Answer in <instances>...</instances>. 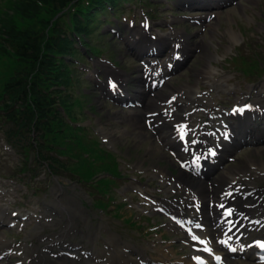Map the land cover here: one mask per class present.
<instances>
[{
  "label": "rangeland",
  "instance_id": "1",
  "mask_svg": "<svg viewBox=\"0 0 264 264\" xmlns=\"http://www.w3.org/2000/svg\"><path fill=\"white\" fill-rule=\"evenodd\" d=\"M2 1L4 0H0V2ZM155 1V6L149 10L151 15H154L155 19L159 20L160 27L163 30L167 29L170 31L164 26L167 27L168 21L172 19L175 21V24L170 25V27L176 26V28L180 29V32L185 31V34L192 37L190 41H193L194 44L198 46L197 49L195 48V53L189 55V60L185 67L177 74L178 77L173 83L174 88L183 87L186 83L194 87L198 84L199 90L207 92V94H205L206 97L208 95L213 96V98H215L213 100H217L218 103L225 108L234 106V104L242 98L243 94H246V99H251L250 96H252V101L256 100L258 95L259 98L261 94H264V90L259 94L255 91L257 88L261 89L264 86V71H262V68H264V0H245L241 5H227L220 11L221 14H219L218 17H213L208 21L206 20V22L203 20L193 21L191 18L195 19V17H189L191 14H203L201 12L183 13L175 10L172 6L174 0H166L165 2L163 0ZM166 5H169L171 8H167ZM130 7L133 8L132 5ZM128 8L129 6L126 5V9ZM181 14L187 17L177 18ZM171 16H175L176 18H172ZM141 20L142 18L134 20L136 26L140 27L139 23ZM156 20H154L155 23L157 22ZM117 23V25L121 27V30L125 23L123 16L119 17ZM190 43L191 45L193 44L192 42ZM97 45L102 50L99 59L89 58L83 61V66L78 67L80 73L77 74V76L80 77V84L75 86L73 90L71 89L70 92L75 101H77V99L82 101L79 105V111L77 109V112H80L78 121L79 126L89 128L87 136L92 140L95 138L99 142V149L108 152L111 151L112 153L116 152L118 154L120 169L123 170L124 175L128 177L119 182L118 189L117 186L114 185L113 189L115 192H119L121 195H113V201L115 203L110 205L109 211H114L115 205L123 203L127 198L134 195L133 189L137 188L138 185H133L131 184L132 182L138 183V181H140L141 183L138 184L142 186L150 184L151 187L154 188V191H156L154 192L155 198L160 201V196L164 199L165 195L160 193V191L157 192V189H160L158 181L151 180V176H149L146 171L148 170L153 173L152 167L162 166L167 167L176 174L175 169H173L168 160L162 156L163 154L160 153V149L158 150L152 145L149 139L138 140L134 134V136H132L131 133H127V126L120 124L117 120L105 118L107 116L104 115L107 111L109 113H114L118 109H113L108 100L99 99L96 94V92H98L97 86L91 78V74L97 71L95 68H98L99 65L109 64L107 60L117 62L121 68L128 65L129 63L127 61H129L131 65L124 71L132 77L136 76V74L133 73L135 68L132 67V65H135V62L132 58L128 59L123 54L126 47L125 45H121L118 40L109 37L105 39L99 38ZM190 49L194 48L190 47ZM207 56L213 58L211 61L213 69L223 75L226 80L225 85L233 88L235 91L234 94L227 95L212 92L207 85L195 83V78L200 75V69L205 65H209ZM82 93L83 95H81ZM106 122H109L111 126H105L104 123ZM102 127L105 128L103 129ZM107 131L117 132L119 136L115 135L116 137H111L110 142ZM145 155L146 157H144ZM91 158L92 157H89V159ZM66 159L68 158H62L61 160L65 161ZM237 159L238 162L254 161V163L261 165L262 170H264V152L244 153L243 155H239ZM18 160L19 157L13 151L7 150L3 146L2 137L0 136V208L16 212L19 214V217L22 215L28 216V220L24 224H27L29 221L30 223L27 224L24 229L25 232H32L36 225L39 224L38 222L41 221L40 218L44 216L42 211H32L27 206L30 197L26 199L25 196H28L30 193L35 192L37 196L42 197L43 200L53 199L57 205L68 207L71 212L81 211L79 201L87 203L84 204L86 207L92 205L90 200L94 198L93 195L96 193L93 192L94 189L90 187V185L85 186V188L89 190L88 192L87 190L85 191L82 185L68 180L65 176H52L49 178L47 174H44V166H39L30 172L32 174L36 172L41 173L38 179L32 180L29 174H27L25 181L28 183L31 181L30 183H32V188H29L27 184L21 183L13 177L14 171L11 169L19 164ZM34 166L35 165H33V167ZM24 176L25 174L21 175V177ZM62 185L67 186L64 187L65 191L63 192V197L59 199L60 203L55 200V194L59 193L58 190L61 189L60 187ZM33 187H35V190ZM131 204H133V207L139 205L135 199H132L131 203L127 202L125 207L122 206V210L127 218L132 217L133 221L137 222L136 225H147V220L149 218H151L152 221L156 220V225L160 221L159 218L141 215L137 212L136 208L135 210L129 209ZM32 206H34L33 203ZM62 215L66 217L65 214ZM105 217L109 218L106 214ZM34 218L37 220H34ZM60 229L61 225L51 227L50 233L59 232ZM2 231L3 236L10 240L14 237L18 240H23V235H29L21 234L20 237H17L18 233H16L15 229H3ZM150 237L151 236L148 238ZM155 240L158 241L157 238H153L151 243ZM88 246L91 247L92 244L89 243ZM177 247L180 248L179 245H177Z\"/></svg>",
  "mask_w": 264,
  "mask_h": 264
},
{
  "label": "trees",
  "instance_id": "2",
  "mask_svg": "<svg viewBox=\"0 0 264 264\" xmlns=\"http://www.w3.org/2000/svg\"><path fill=\"white\" fill-rule=\"evenodd\" d=\"M70 1L7 0L0 8V100H9L4 101L0 109H3L5 119L13 122L14 128L17 126L18 130L27 128L37 118L35 126L40 128L39 120L42 119L43 134L49 136L55 132L54 125L59 121L57 116L51 114L52 120L45 119L52 111L54 100L51 95L57 92L50 91L48 94L47 91L52 85L55 89L60 85L67 86L68 76L54 67V61L49 56L57 51L64 53L67 40L62 39L54 28L50 34H46L45 22L39 20L38 14L44 6L58 11ZM35 19L40 22L35 23ZM23 23L28 25L22 27ZM37 86L39 93L35 94L33 89ZM27 99L31 102L25 110L19 106L13 108L15 101ZM14 134L18 136L12 128L5 130L8 139Z\"/></svg>",
  "mask_w": 264,
  "mask_h": 264
},
{
  "label": "bare ground",
  "instance_id": "3",
  "mask_svg": "<svg viewBox=\"0 0 264 264\" xmlns=\"http://www.w3.org/2000/svg\"><path fill=\"white\" fill-rule=\"evenodd\" d=\"M208 11H211V10H208ZM211 13L212 12H210V13L207 12L206 17L212 16ZM140 31H141V33H139ZM142 31L143 30L141 29V30H136L135 33L131 32L130 35H132V36L135 35V37L134 36L132 37L131 42H135L136 36L138 34L144 33V31H143V33H142ZM177 36L179 39H177L176 37H172V36L164 37L165 40H171V42L167 41L166 45L164 43L162 44L164 48L161 49V53H162L161 56L162 57L165 56L166 58L160 59L158 61V62H160V64H162L165 67L170 66L168 64L170 61L167 62V54L169 52L172 53L176 49L178 50L180 48L178 43H180L182 45L181 42H183V40L180 39V34H178ZM193 45H195L196 49L198 48V46L196 44L193 43ZM180 51L182 52V55H183L182 58H184L190 52V50H188V49H185V50L180 49ZM170 56H169V58H170ZM185 59H186V57H185ZM207 59H208L209 63H211V61L213 60V58L210 56L209 57L207 56ZM171 68H173V67H171ZM100 69L104 70V67L101 65ZM200 70L201 71H200L199 76L201 79H199V80L203 81L204 84H207L208 87L210 88V91L216 92V93L234 94V91L232 89H229L226 85H224V82L226 80L224 79L223 75L216 73L214 69L210 68V65L209 66L205 65ZM111 75H112V72L108 71L106 78L111 77ZM124 76L126 77L124 83H126L129 79V77H128V74H124ZM214 76L216 79L214 78ZM116 78L118 79L117 81H119L120 85H122L123 82L121 80V77L119 75H117ZM141 79H142V76H141ZM136 81L138 84H137L136 90H134L133 92L135 94H142L143 95V93L145 92V89H143L144 86H142L141 81H138L137 79H136ZM195 82H197V81H195ZM124 83L122 86V90L126 93L127 88H126ZM144 83H145V81L143 80V84ZM191 87L192 86H190L189 89L184 88V90L181 92V94H180L181 97H179L178 101H177V106L180 109L177 112H174L171 117L170 116L164 117L160 114V122H162V124L160 125V128H163L166 131H163V129H160V131L158 132L155 129V132L158 133V136H157L158 141L160 142V153L163 154L162 156L165 157L169 163H172V159L167 156V153L164 150L165 149L173 150V148L176 146L175 143L171 144L173 142L172 137H173L175 132L178 133L177 135H180L182 132H184L186 130L196 131L198 134H203L205 132L206 134H209L210 136H212L213 138L215 137V139H216L215 130H211L209 132L206 128L202 127L200 124L196 123L193 120L195 115L192 116V110H195L197 107H199L204 111L205 114H208L209 119L213 123H215L217 119H220L221 122H219L218 125H222V126L226 125L223 123V120H222L223 117H226V114L224 111L221 112L220 108L216 109L215 113H209V108H210L209 106H212V104L214 103L212 96H209V98H204V97L200 98L199 95H201V94L203 95L204 93L201 91H198L197 88H195L196 90L193 88V91H191L192 90ZM164 89H166V86H164L163 90ZM163 90L161 92H163ZM147 100H149L146 103L147 106H150L151 102L152 103L155 102L154 97H150ZM147 100H145V97H144L143 100L141 101V104L144 105V103ZM160 103L161 104L156 105V109L159 112L162 111L161 109L166 108L164 101L160 100ZM256 103H257V101L255 102V104ZM240 106H242V105H240ZM236 107H239V106H236ZM154 111L155 110L147 111V109L143 108L142 106L140 108L139 107H132V108L128 109V113L114 114V118L121 119L122 122H126L127 124H129V126L132 128L131 132L133 134H135L138 139H144V138L150 139V137H154V135L149 134L148 132H146L144 130L143 125H140V123H139L140 120L138 121L136 119L137 118L136 116H138L139 114L145 116L146 115L145 112H154ZM179 111H180V114H178ZM127 115H129V116H127ZM131 118H132V122L129 123V120H131ZM178 122H180L178 128L175 126V128L173 129L172 125L173 124L175 125ZM181 126H184L183 130L181 129ZM207 139H210V138H207ZM205 143L209 144V142H206V141H205ZM256 152H258V151H256ZM144 157H146V155ZM248 165H249L248 166L249 170H247L246 172L253 173L252 175L257 176V172L258 173L263 172L262 170H259L260 166L254 162H250V163H248ZM160 169H162V170H159L160 184L162 186L164 185V188H165L164 190L166 192L182 194L183 197L186 199L189 197V194L188 195L186 194L188 190H194L199 195H202L204 197L206 195H210L211 198H217L216 193L217 192H220V193L223 192V187L221 184H218L217 186H215V183H212V182L209 185H206V184L203 185L200 183H193L191 180H189L188 176L182 171H180L176 177L172 178L170 176L171 173H169L166 168H160ZM214 173H216V172H214ZM230 176H231L230 178H227L225 185H227V183H231L232 184L231 189H235V188H237L236 185H238V183L240 182L241 175H238L237 173L231 172ZM175 180H176V182H175ZM179 183L184 184V186H185L184 189L181 187H178ZM249 190H253V189L249 188V189L245 190V192H247ZM254 194L258 195V199L253 200L248 204L251 206L252 205L255 206L252 209L253 212L261 209L263 207V204H264V195L258 194L257 192ZM237 214H238V216H237L238 225L236 227H237V229L242 230V232H243L241 235L242 239H247L249 237L248 239L251 240L253 235L261 236L264 234V227H262V226H256V227L248 228V224H247L248 221L247 220L250 219V217H251V215L249 213H246V212L238 213L237 212ZM250 230L253 231L252 232L253 234L251 236L248 235V232ZM255 238H257V236H255ZM193 249H195L194 246H193ZM159 252H160V258L154 259L157 264H179L180 263L179 259H176L175 262H170V254H167L166 252H164V250H161ZM142 261H145V260H142Z\"/></svg>",
  "mask_w": 264,
  "mask_h": 264
},
{
  "label": "snow or ice",
  "instance_id": "4",
  "mask_svg": "<svg viewBox=\"0 0 264 264\" xmlns=\"http://www.w3.org/2000/svg\"><path fill=\"white\" fill-rule=\"evenodd\" d=\"M230 214V213H229ZM193 239H195V237H193ZM261 248H264V243L260 244ZM234 250V249H233ZM217 259H219V257H217Z\"/></svg>",
  "mask_w": 264,
  "mask_h": 264
}]
</instances>
